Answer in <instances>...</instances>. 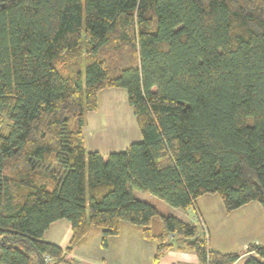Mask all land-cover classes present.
Masks as SVG:
<instances>
[{
    "label": "trees",
    "instance_id": "obj_1",
    "mask_svg": "<svg viewBox=\"0 0 264 264\" xmlns=\"http://www.w3.org/2000/svg\"><path fill=\"white\" fill-rule=\"evenodd\" d=\"M106 88L125 89L141 140L104 157L82 129ZM1 126L0 264H75L64 253L89 226L105 247L121 222L156 241V259L173 235L199 264H234L241 254L211 249L200 224L161 216L154 234L157 209L132 190L264 212V0H0ZM60 219L64 250L43 239ZM246 253L264 264V245Z\"/></svg>",
    "mask_w": 264,
    "mask_h": 264
},
{
    "label": "rangeland",
    "instance_id": "obj_2",
    "mask_svg": "<svg viewBox=\"0 0 264 264\" xmlns=\"http://www.w3.org/2000/svg\"><path fill=\"white\" fill-rule=\"evenodd\" d=\"M127 32L130 33L131 31L127 30ZM117 35L118 34H116V36ZM114 41L116 43L119 42L118 38H115ZM126 48L124 47V53L127 54V52H131L133 55L136 54L134 46H127ZM110 50L111 48L108 46L107 52H110ZM117 55L119 54L117 53ZM120 55L122 56V52ZM77 58L83 60L81 57ZM59 59L60 62L78 61L73 55H64ZM64 63L61 65H64ZM84 119L85 124L82 129V136L86 151H98L102 156L106 157L111 152L125 151L130 143L141 140V135L133 116V110L127 103L126 91L123 88H106L101 90L97 96V109L95 111L85 112ZM0 132L7 133L8 127L1 126ZM132 193L136 198L152 204L157 209L158 214L154 218L152 227L154 234H157L161 230V216L176 215L181 217L182 215H185L183 218H188L186 215L195 216L197 214L194 213L192 208H190V211H187L188 214H185L182 209L169 206L167 203L149 192L133 189ZM214 197L215 199H218L217 195ZM217 203L214 201L207 205L200 203L203 209L202 215H213L211 218V225H209L211 236L210 244L212 247L215 246L221 248V250L228 251V253H240L245 249L244 244H246L248 240L247 236H251L250 234L253 232H259V230L256 229V223L261 232V240L264 241V212L258 202L248 203V205L246 204L247 207L238 208L230 213L225 212L220 200ZM218 215L233 216L226 217L223 221ZM245 215L252 216L249 218ZM256 215H262L260 218L263 222L256 220ZM253 219L256 223L253 222ZM194 223L199 225L198 221H194ZM206 236L208 237L207 232ZM100 242V239L95 240V237L90 239L92 256L97 259L105 257L110 261L119 260L120 257L123 262L128 264L134 260V262H142L145 260L153 250L151 249V245H154L153 240L143 242L145 248H141V253L131 260V249H129L128 252H124L123 255H120L118 252L120 247L115 245L111 246L108 251L104 252ZM84 250L85 251H82V253L85 254L87 250ZM238 260L239 262L237 264H243L245 259L240 260L239 258ZM236 262L234 264H236Z\"/></svg>",
    "mask_w": 264,
    "mask_h": 264
},
{
    "label": "crops",
    "instance_id": "obj_3",
    "mask_svg": "<svg viewBox=\"0 0 264 264\" xmlns=\"http://www.w3.org/2000/svg\"><path fill=\"white\" fill-rule=\"evenodd\" d=\"M214 196L215 194H206V195L200 196L196 201L195 207H190L194 210V213L198 214L199 219H201L203 226L205 227L206 232L208 234L209 244L211 240L209 225H211V218L213 217V215H202L203 209L200 203L207 205L208 203L213 202V201L217 203L220 200L221 202V199L219 198L218 195H217L218 199H215ZM245 207L247 206L246 205H244V207L242 206V208H245ZM190 208L183 210V212L185 214H188L187 211H190ZM184 216L185 215H182L181 217L180 216H176V217H178L179 219L185 222H194L193 220L194 215H186V217L188 218H183ZM218 216L220 219L224 221L226 217H230L233 215H218ZM245 216H248L250 218L252 215H245ZM260 217H262V215L261 216L256 215V220H259V222H263ZM154 218H153V221H154ZM253 222L256 223L254 219H253ZM255 225L257 227L256 229H258L259 232H253L250 234L251 236H247L248 240L246 244H244L245 249L239 253L241 254L240 260L245 259L249 255V253H246L247 244L256 243L259 245H264V241L261 240L262 236H261L260 229L257 223ZM198 228L201 231L203 230L200 225ZM71 237H72L71 226H70V223L66 219H60V220H57L51 223L43 234V239L45 241L54 243L63 250L67 247L68 243L71 240ZM92 237H95V240L100 239L101 241L100 244L102 246L101 229L98 227L89 226L88 233L84 241L80 243L79 245H77L76 247H74L71 252L64 253V259L71 260L75 264H81V263L82 264H128V263L123 262L119 256H118L119 260H112V261H110L109 259L105 257L97 259L94 256H92L91 255V252H92L91 245H90V239ZM149 241L150 240H145L141 237V230L139 227L134 226L128 222H121L119 233L115 236L108 237L106 241V246L105 247L102 246V248L104 252H106L109 250L111 246L117 245L121 249V250L120 249L118 250L120 255H123L124 252L126 251L128 252L129 249H131V255H132L131 260H133L134 257H137V255L141 253V248H145V245H143V242H149ZM153 242H154V245L153 246L151 245V249L153 250L152 252L149 253V255L147 256L145 260H143L142 262H139V261L134 262L135 261L134 260L130 262L129 264H199L196 255L193 252L187 251L186 249H184L183 241L179 240L177 237L173 235H169L167 237V243L171 244V246L158 259H156L157 243L155 240H153ZM210 247L213 250H217L223 253H228V251L221 250V248H218L215 246L212 247L211 244H210ZM84 249L87 250L85 254L82 253V251H85ZM238 262L239 260L236 262V264ZM60 263H63V262H60Z\"/></svg>",
    "mask_w": 264,
    "mask_h": 264
},
{
    "label": "built area",
    "instance_id": "obj_4",
    "mask_svg": "<svg viewBox=\"0 0 264 264\" xmlns=\"http://www.w3.org/2000/svg\"><path fill=\"white\" fill-rule=\"evenodd\" d=\"M193 220L194 221H198V223L203 227V231L206 235V229L205 227L203 226V223L202 221L199 219L198 215L196 214L194 217H193ZM44 262L47 263V264H51L52 263V259L49 257V256H45L44 257Z\"/></svg>",
    "mask_w": 264,
    "mask_h": 264
}]
</instances>
